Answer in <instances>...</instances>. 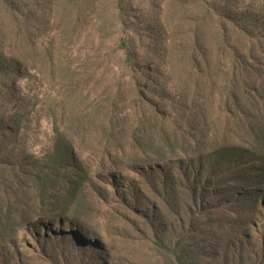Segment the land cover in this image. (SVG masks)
<instances>
[{
  "label": "rangeland",
  "instance_id": "1",
  "mask_svg": "<svg viewBox=\"0 0 264 264\" xmlns=\"http://www.w3.org/2000/svg\"><path fill=\"white\" fill-rule=\"evenodd\" d=\"M16 2L18 44L10 31L12 10L0 0V264H177L179 256L181 264H264V138L238 118L211 128L191 125L176 106L182 87L167 71L170 40L183 52L200 23L210 42L209 2L125 0L123 19H115L111 34L127 35L138 52L160 56L157 97L146 93L162 106L156 115L135 95L116 108L109 92L131 89L130 79L121 81L118 61L93 66L84 60L94 50L115 49L93 42L97 20L115 17L112 6L84 18L64 0ZM14 54L19 64L9 69ZM68 63L88 78L87 98L76 104L60 89ZM99 102L110 113L104 124L102 113L94 115ZM148 126L156 133L147 135ZM225 143L253 147L255 156L214 168ZM61 145L67 158L48 171L54 178L43 200L34 176L56 162ZM72 185L76 197L68 202Z\"/></svg>",
  "mask_w": 264,
  "mask_h": 264
},
{
  "label": "trees",
  "instance_id": "2",
  "mask_svg": "<svg viewBox=\"0 0 264 264\" xmlns=\"http://www.w3.org/2000/svg\"><path fill=\"white\" fill-rule=\"evenodd\" d=\"M2 1L12 10L10 23L13 26L10 31L13 34V27L16 30V24L19 19L16 10H14L17 2L16 0ZM64 1L67 9L72 10L71 8L78 7L80 15L84 18L87 17L90 11L95 13L99 8L104 12L101 6H106L105 12L112 6L115 17L113 19L109 17L104 24L97 20V29L93 42L105 43L107 47H115V49L109 52L101 51L100 49L94 50L92 53H86L84 60L87 65L92 63L93 66H98L100 63L105 64L111 58L114 61H118L119 67L125 70L121 81L130 79L129 86L131 89L123 91L120 86L117 92H109V97L116 95L114 96V101L117 102L114 103L117 106L116 108L119 107L121 98L126 99L128 95H135L139 96L138 103L146 108L145 103L147 104L148 102L153 107L155 115L158 114L160 112L158 109L162 108V106H157L155 101H148L146 98L147 91L153 95L151 97H157L156 89L161 85L159 79L164 75L161 68L154 65L156 59L160 58L157 50L153 52H138L133 38H129L127 35L126 37L118 38L120 34L117 36L111 34L117 31L116 25L118 23H116L115 19L119 21L123 19L124 9L122 5L125 0ZM207 1L209 4L205 7V17H207V22H210L211 25L210 42L207 43L204 29L200 23L194 26L191 46L183 52L177 51L178 48L174 41L170 40L169 42L172 64L168 66L167 71L170 79H173L174 83L182 87L179 99L183 100L180 101L181 104L176 106L181 108L180 111H183L185 115L184 119H187V122L191 123V125L196 124V126L200 127L206 124V126L211 128L216 121H224L226 119L227 123L230 124L233 118H238L241 123L248 127L249 132L253 136L264 138V0H259L257 3H239L230 0ZM96 17L99 19L98 14ZM122 33L124 34V32ZM13 35L16 44L21 42L18 39V35L15 33ZM26 40L29 42L31 37ZM207 44L209 45L207 46ZM59 55L61 56V53ZM54 56L52 52H49L46 57L51 60ZM72 56L73 54H70V60ZM7 62L9 69L19 64L15 54L8 58ZM66 67V73L62 78L60 89L67 94L69 93L73 104H76L82 97L87 98L84 90V81L88 79L87 74L85 72H77V70L72 68V63H68ZM95 77L93 75V79ZM143 83H145V88L141 87ZM161 91L165 95L166 101L174 103L173 100H176V98H172V94L167 89L161 88ZM52 102L55 104L56 100H52ZM99 104L101 106L99 105L100 107L95 110L94 115L97 114L100 117L102 113L105 119L102 120L104 124L110 113H106L104 110L103 102H99ZM87 108L90 109V107ZM100 119H98L99 122ZM140 120H143L141 122L145 124L148 118L146 116L143 118V115H141ZM118 125L119 123L114 124L116 127ZM162 127V132L164 133L165 126L163 125ZM155 128V126L146 127V134L153 135L151 131L155 132ZM56 132L60 134L58 129ZM61 140L62 137H60ZM62 141L66 140L63 138ZM68 144L70 145V143ZM63 147L64 145L59 146L58 151H56L55 155L58 154L56 162L55 160L48 162L34 176L37 191L40 192L39 195H42L41 198L43 200L47 195L46 190L48 191L54 178L53 174L48 171L55 169L52 166L55 167L60 159L66 160L67 158L63 151L61 153ZM219 149L222 150V155L218 160V165L213 166L214 168L226 165L230 160L236 161L237 156L246 157L249 154L253 157L256 153L253 147L247 148L243 145L226 143ZM206 158L203 156L198 163H201ZM75 197L72 185L66 198L70 202ZM160 245L164 249L166 248L164 244L160 243ZM173 252L174 256L177 257V251L174 250ZM168 253L171 254V251ZM177 259V264L178 262L180 264L184 263V257L179 256ZM174 264L176 263L174 262Z\"/></svg>",
  "mask_w": 264,
  "mask_h": 264
}]
</instances>
